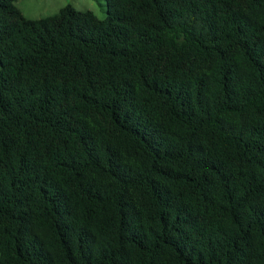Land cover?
I'll use <instances>...</instances> for the list:
<instances>
[{
	"label": "trees",
	"instance_id": "16d2710c",
	"mask_svg": "<svg viewBox=\"0 0 264 264\" xmlns=\"http://www.w3.org/2000/svg\"><path fill=\"white\" fill-rule=\"evenodd\" d=\"M0 0V264H264V0Z\"/></svg>",
	"mask_w": 264,
	"mask_h": 264
},
{
	"label": "rangeland",
	"instance_id": "374dc122",
	"mask_svg": "<svg viewBox=\"0 0 264 264\" xmlns=\"http://www.w3.org/2000/svg\"><path fill=\"white\" fill-rule=\"evenodd\" d=\"M14 5L28 19L52 16L66 6L77 11H90L99 20L106 17L105 0H15Z\"/></svg>",
	"mask_w": 264,
	"mask_h": 264
}]
</instances>
